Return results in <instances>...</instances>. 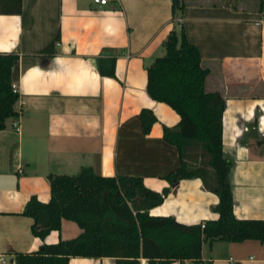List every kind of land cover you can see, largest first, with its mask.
I'll use <instances>...</instances> for the list:
<instances>
[{"label": "crops", "instance_id": "1", "mask_svg": "<svg viewBox=\"0 0 264 264\" xmlns=\"http://www.w3.org/2000/svg\"><path fill=\"white\" fill-rule=\"evenodd\" d=\"M183 2L176 17L171 0H22L21 12L0 13V53L19 55V113L0 130V253L12 258L39 247L32 217L23 214L26 202L31 195L49 200L50 173L74 174L84 166L105 176H141L157 191L168 186L151 214L185 224L218 217V195L200 178L169 184L163 177L179 164L177 146L163 137L164 126H175L179 114L149 95L147 67L180 25L209 68L205 89L221 91L225 99L222 139L232 159L234 214L264 218V0ZM53 40L56 50L48 56L41 49ZM100 56L115 58L114 77L99 72ZM143 107L157 118L146 133ZM80 232L76 222L63 219L44 241ZM115 260L77 255L68 264ZM182 264H264V242L205 240L200 258Z\"/></svg>", "mask_w": 264, "mask_h": 264}, {"label": "trees", "instance_id": "2", "mask_svg": "<svg viewBox=\"0 0 264 264\" xmlns=\"http://www.w3.org/2000/svg\"><path fill=\"white\" fill-rule=\"evenodd\" d=\"M184 4L183 0H171L173 17L181 14ZM21 10L22 0H0V13ZM163 45L164 54L147 67L146 84L153 99L167 103L179 114L175 126L163 129V137L177 146L179 164L163 177L169 184L200 178L218 195L213 207L218 217L202 220V227V221L185 224L171 215L149 213L151 207L163 202L169 187L153 190L144 185L141 176H105L90 166L74 174L50 173L49 200L31 195L23 209V214L32 217L31 231L42 243L36 250L16 252V264H68L69 258L77 255H110L116 259L114 264H140V257H147L153 264L174 259L182 264L185 258H200L205 240L255 238L264 242V218H239L234 214L232 159L223 151V93L205 89L209 68L182 25L169 31ZM55 50V40L41 49L48 56ZM97 67L101 74L115 76L114 57H98ZM18 79V53H0V130L8 117L19 113L15 108L19 94L12 88ZM139 119L146 133L157 118L151 109L143 107ZM63 219L76 222L81 232L54 242L44 241L51 230L61 228Z\"/></svg>", "mask_w": 264, "mask_h": 264}, {"label": "built area", "instance_id": "3", "mask_svg": "<svg viewBox=\"0 0 264 264\" xmlns=\"http://www.w3.org/2000/svg\"><path fill=\"white\" fill-rule=\"evenodd\" d=\"M109 0H94L95 3L98 4H106ZM178 22H181V17L177 18ZM262 20V19H261ZM58 43V42H56ZM12 88L14 92H17L19 94V86L17 82L12 83ZM13 126L16 131H19V123L18 120L15 119L13 121ZM205 225L204 221L201 222V226L203 227ZM0 264H16L14 257L11 258V256H8L5 253H0Z\"/></svg>", "mask_w": 264, "mask_h": 264}, {"label": "rangeland", "instance_id": "4", "mask_svg": "<svg viewBox=\"0 0 264 264\" xmlns=\"http://www.w3.org/2000/svg\"><path fill=\"white\" fill-rule=\"evenodd\" d=\"M176 22L179 23L177 19H176ZM163 54H164V53H163ZM188 160H189V158H188ZM197 162H199V161H197Z\"/></svg>", "mask_w": 264, "mask_h": 264}]
</instances>
